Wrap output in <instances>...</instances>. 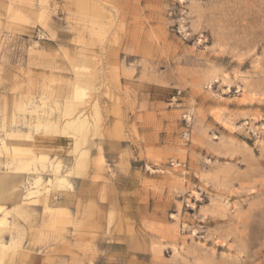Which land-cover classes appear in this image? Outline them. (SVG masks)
<instances>
[{
  "label": "rangeland",
  "instance_id": "1",
  "mask_svg": "<svg viewBox=\"0 0 264 264\" xmlns=\"http://www.w3.org/2000/svg\"><path fill=\"white\" fill-rule=\"evenodd\" d=\"M3 185L0 264H264V0H0Z\"/></svg>",
  "mask_w": 264,
  "mask_h": 264
},
{
  "label": "bare ground",
  "instance_id": "2",
  "mask_svg": "<svg viewBox=\"0 0 264 264\" xmlns=\"http://www.w3.org/2000/svg\"><path fill=\"white\" fill-rule=\"evenodd\" d=\"M68 106H69V105H68ZM70 108H71V107H70ZM75 108H76V107H75ZM71 111H72V110H71ZM85 121H86L85 119L80 120V122H79L78 124H76V125H72V126H69V127L72 128V129H74L75 131H78V133H79L80 131L83 130L84 127H86L85 124H84ZM70 136H72V135H70ZM72 137H74V136H72ZM83 143H84V141H83ZM79 144L81 145L82 142L78 143V141H75V140H74V146H73V149L77 150V149L79 148ZM74 152H76V151H74ZM86 154H87L86 151H80V153L76 156V162L74 163V167H73L74 169H75V168H79L80 163H82V161H83L84 157L86 156ZM76 171H77V170H76ZM37 179L39 180L40 177L36 178V181H37ZM5 187H6V185L0 186V190L2 191V189H4ZM3 192H4V191H3ZM1 194H3V193H1ZM2 224H3V222H0V225H2Z\"/></svg>",
  "mask_w": 264,
  "mask_h": 264
},
{
  "label": "crops",
  "instance_id": "3",
  "mask_svg": "<svg viewBox=\"0 0 264 264\" xmlns=\"http://www.w3.org/2000/svg\"><path fill=\"white\" fill-rule=\"evenodd\" d=\"M55 207H61V206H55ZM62 208H64V207H62Z\"/></svg>",
  "mask_w": 264,
  "mask_h": 264
}]
</instances>
